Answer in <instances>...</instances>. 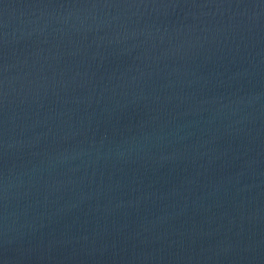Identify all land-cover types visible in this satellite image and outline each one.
<instances>
[{
    "label": "water",
    "instance_id": "water-1",
    "mask_svg": "<svg viewBox=\"0 0 264 264\" xmlns=\"http://www.w3.org/2000/svg\"><path fill=\"white\" fill-rule=\"evenodd\" d=\"M0 264H264V0H0Z\"/></svg>",
    "mask_w": 264,
    "mask_h": 264
}]
</instances>
